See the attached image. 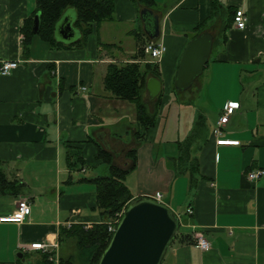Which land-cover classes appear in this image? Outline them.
<instances>
[{
  "label": "crops",
  "instance_id": "obj_1",
  "mask_svg": "<svg viewBox=\"0 0 264 264\" xmlns=\"http://www.w3.org/2000/svg\"><path fill=\"white\" fill-rule=\"evenodd\" d=\"M152 1L114 0L113 19L94 29L83 47L54 48L35 34L24 57L20 28L36 0H0V60L19 61L10 74L0 75V163L8 180L22 184L17 194L0 190V216L11 213L20 197L31 206L22 223L0 222V264H55L43 252L20 247L40 240H58L60 259L70 258L75 242L69 236L60 241V228L102 221L96 186L82 178L100 175L99 147L113 153L115 165L131 164L126 152L136 146L134 106L105 91L103 77L109 63L134 61L136 36L150 39L152 16L140 13L144 7L159 17L156 41L165 51L156 61L145 59L158 66L163 97L125 184L132 199L155 192L161 202L169 193L185 198L182 209L167 205L178 215L179 227L161 264H264V175L246 178L264 169V0H220L247 17L245 28L238 29L229 15L224 33L226 14L209 18L211 0ZM64 17L75 28V16L65 11ZM206 21L204 28L213 34L210 61L180 104L171 93L179 60ZM54 36L67 44L80 33L70 40ZM143 96L153 111L146 89ZM229 102L239 105L223 126V137L239 144L218 145L212 129ZM197 114L205 127L196 153L198 181L190 186L187 175L175 173L171 157ZM173 118L182 131L175 137L168 129ZM75 148L83 164L71 168L67 157ZM196 231L210 241V250L193 244Z\"/></svg>",
  "mask_w": 264,
  "mask_h": 264
},
{
  "label": "trees",
  "instance_id": "obj_2",
  "mask_svg": "<svg viewBox=\"0 0 264 264\" xmlns=\"http://www.w3.org/2000/svg\"><path fill=\"white\" fill-rule=\"evenodd\" d=\"M134 1L145 5L153 4L152 0ZM67 8H73L75 10L73 25L78 29L80 36L65 44L56 40L54 31L56 24ZM235 10L229 6H224L220 0H211V13L209 18L213 16L221 17L222 14H226V24L223 26L224 33L226 26L230 25L228 16L230 15L229 20L233 22ZM113 11L114 0H36V7L33 14L25 19L20 28L22 54L24 57L28 56L30 41L35 34L54 48L83 47L87 36L94 29H97L103 22L113 19ZM36 13H39L40 24L38 31L34 33L32 26ZM206 23L207 21L198 25L192 37L206 30L204 28ZM136 40L137 50L132 55L134 61L109 63L103 77V88L105 91L115 98L132 103L134 106L135 122L133 137L136 146L126 152V157L131 160V164L125 168L119 167L114 164L113 153L109 149L98 148L96 159L100 160L101 164L106 165L108 173L106 175H96L91 178H82V180L93 182L96 186V207L99 210L102 221L91 225L86 230L79 225L60 228V241L69 236L75 242V254L70 256V258L61 259L66 264H97L113 233V231L108 229L109 224H112L114 227L116 226V221L120 219L122 212L132 199L131 193L125 184V177L129 171L135 168L137 163V147L145 139L148 129L154 126L158 109L162 105L163 91L161 90L154 99H151V102L154 104L153 111H150L148 104L144 100L143 93L148 75L159 78L160 71L156 63L145 59V57H149L143 52V45L146 41L142 37L137 36ZM209 61H207L205 66ZM201 76L202 74L196 80H199ZM192 86L188 90L177 91L172 84L171 93L175 95L177 102L184 104L183 95L190 91ZM185 104H189V102L186 101ZM204 127V117L197 114L186 136L176 141L177 154L171 157L175 173L178 175H187L190 186H193L198 181L196 153L200 149V141ZM67 158L68 166L71 168H76L78 164H83L82 153L79 148L71 150ZM21 186L22 184L18 181L7 179L0 163V190L17 194L20 192ZM175 237H177V232ZM43 258L50 262L47 253H44ZM17 264L25 263L20 261Z\"/></svg>",
  "mask_w": 264,
  "mask_h": 264
},
{
  "label": "water",
  "instance_id": "obj_3",
  "mask_svg": "<svg viewBox=\"0 0 264 264\" xmlns=\"http://www.w3.org/2000/svg\"><path fill=\"white\" fill-rule=\"evenodd\" d=\"M140 13L152 16L147 34L151 40L156 39L159 35L158 15L145 7ZM39 24V13H36L32 26L34 33L38 31ZM54 32L63 40H70L75 31L64 17L58 21ZM212 45L213 34L207 30L188 41L173 81L177 91L188 90L202 74ZM145 89L149 97L154 99L161 90L160 80L154 76L148 77ZM178 227L177 215L165 203L148 196L133 198L122 212L97 264H161Z\"/></svg>",
  "mask_w": 264,
  "mask_h": 264
},
{
  "label": "built area",
  "instance_id": "obj_4",
  "mask_svg": "<svg viewBox=\"0 0 264 264\" xmlns=\"http://www.w3.org/2000/svg\"><path fill=\"white\" fill-rule=\"evenodd\" d=\"M247 17L242 9H236L233 16L234 26L238 29H244L246 26ZM165 51V46L157 42L156 40H149L143 45V52L149 56L151 61H156L160 58L162 53ZM19 65L18 60H0V75H8ZM237 102H229L224 105L222 113L215 122V125L212 129V136L214 137L216 144L218 145H238V140H230L223 137V126L228 122L233 111L238 107ZM264 175V169H257L250 171L246 174V178L249 181H253ZM154 199L160 201L161 193L155 192L153 195ZM31 206L27 198L20 197L15 203L14 210L7 214L0 216V222H9L14 224H20L24 219L30 214ZM192 211L190 207H187L186 213L190 214ZM117 222V221H116ZM71 223H67V227H70ZM83 228L86 230L89 228L88 225H83ZM108 229L110 231L114 230V226L109 224ZM193 244L202 251H208L211 249L210 241L204 236L200 231H196L193 237ZM20 247L24 250H36L43 253H47L49 259L55 264H66L61 261L58 251H59V241H49V240H40L35 241L29 244H22Z\"/></svg>",
  "mask_w": 264,
  "mask_h": 264
},
{
  "label": "rangeland",
  "instance_id": "obj_5",
  "mask_svg": "<svg viewBox=\"0 0 264 264\" xmlns=\"http://www.w3.org/2000/svg\"><path fill=\"white\" fill-rule=\"evenodd\" d=\"M66 11H68V13H71L73 16H75V10L73 8H67ZM74 31H75V33H78V29L77 28H74ZM203 77L204 76L202 74V76L199 79H203ZM184 96H185V94L183 95V97ZM175 111H176V109H174L173 111H170V113H173V116H174V114H175L174 112ZM179 112H180V110H179ZM177 123H178L177 119H175V118L170 119L169 124H168V129H169V132H170L169 136L175 137V136L180 135L182 133L181 130L177 131V128L179 129V127L177 126ZM127 139H129V138H127ZM91 168L92 167H89L90 170H92ZM99 169H100L99 174H101V175H106L108 173L107 167L104 164H101L99 166ZM176 198H177V201H176ZM162 202L165 203L168 206L170 204L171 207L172 206L176 207V208L179 207L180 209H182L184 207V205H185V198L183 197V194H181V193H178V195L169 193V194L164 196V199H163ZM68 248L71 249V246L68 247Z\"/></svg>",
  "mask_w": 264,
  "mask_h": 264
}]
</instances>
